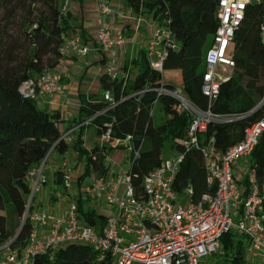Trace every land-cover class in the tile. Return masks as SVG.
<instances>
[{
	"label": "trees",
	"instance_id": "1",
	"mask_svg": "<svg viewBox=\"0 0 264 264\" xmlns=\"http://www.w3.org/2000/svg\"><path fill=\"white\" fill-rule=\"evenodd\" d=\"M66 0H0V244L11 238L13 246H24L29 233V219L23 215L29 203L31 185L29 172L38 168L51 152L63 155L69 144L60 139L59 115L49 113L32 99L23 98L19 86L25 80L39 75L45 68L58 64L59 49L71 25L70 11L63 12ZM137 14H146L154 21L166 23L173 31L175 47L170 48L164 61V73L156 71L146 54L124 66L118 77L100 76L102 94L93 93L81 98L80 113L92 117L90 127L96 134L111 125V136L129 139L139 155L128 169L136 195L142 190L145 175L159 167L162 148L169 143L172 152L185 154L173 181L179 195L188 194L197 201L204 193L214 194L216 184L209 186L201 148L185 147L184 139L192 123L193 113L178 110L180 101L171 93H159L163 84L169 91L178 87L164 80L167 70L181 71L183 95L201 110L210 109L215 115L228 117L208 123L201 139H214L219 151L225 152L245 136L248 125L264 117V41L261 24L264 21V4L253 2L231 42L230 56L233 72L219 80L217 98L209 100L203 94V75L206 72V53L213 41L219 21L216 15L218 0H124ZM84 33V32H83ZM133 76V77H132ZM142 91V95H133ZM109 92L112 102L104 99ZM262 102V103H261ZM261 103V104H260ZM260 104V105H259ZM160 107L164 119L156 121L154 109ZM233 116L232 118H230ZM78 139L74 148L79 160H86L99 175L109 170L105 159L123 145H95L91 150ZM250 162L264 195V131L250 155ZM89 167L87 166V169ZM55 183L61 184V172H54ZM248 185V178H245ZM191 189V192L189 191ZM82 215L102 233L107 214L93 208L85 212L82 199L76 198ZM217 253L221 264H246L249 240L236 231L227 232L221 239ZM51 259L49 254L36 256L34 264L93 263L89 245L70 243L60 247Z\"/></svg>",
	"mask_w": 264,
	"mask_h": 264
},
{
	"label": "built area",
	"instance_id": "2",
	"mask_svg": "<svg viewBox=\"0 0 264 264\" xmlns=\"http://www.w3.org/2000/svg\"><path fill=\"white\" fill-rule=\"evenodd\" d=\"M72 1L66 0L63 12L69 11ZM253 2L264 4V0H218L216 15L219 24L206 53L207 67L202 85V92L210 101L219 94V80L225 79L220 77L218 67L234 65L230 56L231 42L245 18L247 7ZM97 3L99 10L107 16L119 13L110 0H97ZM150 25L145 54L150 65L163 74L168 51L175 47L174 34L166 23L152 19ZM115 31L109 25H101L89 42L77 33L67 35L59 49L58 64L22 82L19 86L22 97L34 100L37 105L48 95L66 99L61 77L62 66L69 55L80 58L90 54L99 56L104 60V74L118 77L122 72L118 47L125 44L127 38ZM260 31L264 41V21ZM158 92L171 93L180 101L178 110L193 113L186 137L180 142L185 147L201 148L206 180L209 186L216 184L215 193H204L194 201L187 193L181 196L174 191L172 184L185 158L183 152L177 151L144 176L142 190L136 195L128 169L139 150L128 138H112L111 125L106 124L99 145L116 147L122 144L123 149H127L128 169L123 170L122 163H116L112 154H108L105 164L109 170L106 175H99L85 159L79 160L74 147V150L69 148L70 151L61 155L62 182L52 195L60 204L55 200L53 203L52 200L36 203L37 194L47 181L43 167L50 157L48 154L41 165L28 174L30 198L35 196V201L27 206L23 215V221L28 218L30 224L26 243L22 247L13 246L15 238H11L0 244V264H34L36 256L45 254L52 259L60 247L70 243L89 245L93 251V264L102 261L105 264H202L204 258L220 252L221 239L229 231L244 235L249 240L246 256L264 264V195L250 162V155L264 131V117L246 127L245 136L239 143L221 152L213 138L205 141L200 134L207 130L209 122L222 120V116L215 115L210 109L197 108L180 88L169 91L162 84ZM104 99L115 106L109 92L104 94ZM91 120L92 117L87 122ZM60 139L72 140L68 132L61 134ZM82 146L91 150L85 144ZM245 178H248V185ZM78 197L82 199L85 212L90 207L107 214L102 233H97L82 215L76 201Z\"/></svg>",
	"mask_w": 264,
	"mask_h": 264
},
{
	"label": "crops",
	"instance_id": "3",
	"mask_svg": "<svg viewBox=\"0 0 264 264\" xmlns=\"http://www.w3.org/2000/svg\"><path fill=\"white\" fill-rule=\"evenodd\" d=\"M110 4L114 9L119 11L118 14L113 16L103 14L99 10L97 0H73L70 2L68 9L71 13L72 28L69 31V35L80 34L85 42H89L92 40V34L101 25H109L114 30L125 31L126 34L128 32L126 43L118 47L119 59L124 58L128 63L139 58L142 53H145L147 40L150 38L152 18L147 15L149 17L148 20L144 14L137 15L136 18L133 17L132 14L135 13L125 4L124 0H110ZM139 18L142 21H139ZM92 63L98 64L96 73L99 72V74L96 79H93L94 70L90 67ZM103 64L104 61L101 57L96 55L90 54L84 58L69 55L62 66L61 77L67 96L66 99H62L60 96L53 94L44 96L38 104L39 108L59 115V130L61 134L68 132V137L72 140L67 143L72 150H74V144L78 139H82V144H85V132L86 129L90 128V122H87L88 118H85L80 113V101L82 97L86 98L93 93L102 94L103 91L100 87L99 79L101 76L100 73L102 74ZM81 69L86 71V75L84 76L85 79L83 78L81 84H79L78 79L76 80L73 73L75 70L79 71ZM116 152L117 150L115 149L110 153L113 156V160L116 163H122L124 152L115 155ZM61 157L55 151L51 152L47 160L49 163L44 169L47 181L42 187V189L47 188V192L45 195H38L36 203H47L49 200H52L53 203L56 199L55 197L52 198L55 189L58 187L55 183L54 172L59 169ZM56 204H60V202Z\"/></svg>",
	"mask_w": 264,
	"mask_h": 264
},
{
	"label": "rangeland",
	"instance_id": "4",
	"mask_svg": "<svg viewBox=\"0 0 264 264\" xmlns=\"http://www.w3.org/2000/svg\"><path fill=\"white\" fill-rule=\"evenodd\" d=\"M133 13H135V14H132V16L135 17V18L137 17V15H140V14H137L136 12H134V11H133ZM144 16L147 17V19L149 20V17L147 15L144 14ZM115 32L119 33V34H123L124 36L126 35L125 37H127V35H128V32L126 34L125 31H122V30H118V31L116 30ZM97 63H92L90 65V67H92L91 69L94 70L93 79H96L97 75L99 74V72L96 73V70H97V67H98ZM125 64H127V60L126 59H124V58L119 59V66H120L122 72H123V68H124ZM232 72H233V66L232 67H226V66H219L218 67V73L220 74L221 78L228 77L230 74H232ZM73 74H74V77L76 78V80L78 79L79 84H81L83 78L85 79L84 76L86 75V71H84V69H81L79 71L75 70V72ZM102 74H104L103 71H102ZM102 74L100 73V75H102ZM180 76H181V71L179 69L167 70V71H165V74H164V80L166 82H171V83L175 84L179 88L181 86V84H180L181 83ZM61 82H62V80H61ZM62 85L64 87V83L63 82H62ZM154 115H155V118H156L157 122L158 121L160 122V121H162L164 119V112H162L160 110L159 106L154 109ZM232 117L233 116H231L230 118H232ZM226 118H228V117H222V119H226ZM100 141H101V135L96 134L93 131V128L90 127L89 129H86L85 138H84V143H85L86 147L91 149L95 145H99ZM116 150H117V152L115 153V155H118L121 152H125L126 153V155H124V158H123L124 160L122 161L121 165H122L123 170L128 169L129 162H128V154L126 152L127 149H122V150L116 149ZM172 156H173V152H172V150L170 148L169 143L166 142L164 144L163 148H162V158L163 159H167V158H170ZM48 163H49V161L44 162L43 170L46 168L45 166ZM46 192H47V188H44L37 195H40V194L45 195ZM181 203H184V200H182ZM232 217H233L234 220H236V217L234 215H232ZM216 255L217 254H214L212 256L204 258L202 264H221L220 259L218 257H216ZM246 264H262V261L259 260V259H253L251 257H247L246 256Z\"/></svg>",
	"mask_w": 264,
	"mask_h": 264
},
{
	"label": "water",
	"instance_id": "5",
	"mask_svg": "<svg viewBox=\"0 0 264 264\" xmlns=\"http://www.w3.org/2000/svg\"><path fill=\"white\" fill-rule=\"evenodd\" d=\"M261 103H262V102H261ZM261 103H260V104H261ZM260 104H259V105H260ZM32 197H33V196H31V198L29 199V201L32 199ZM23 225H24V221L22 222V224H21V226H20V229H19V231L17 232L16 236L20 233V231H21ZM61 264H93V263H91V262L72 263V262L64 261V262H62ZM100 264H105V262L102 261Z\"/></svg>",
	"mask_w": 264,
	"mask_h": 264
}]
</instances>
